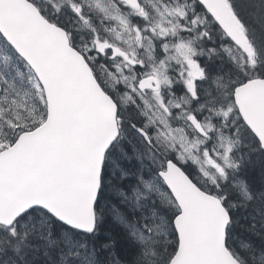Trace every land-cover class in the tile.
<instances>
[{"label": "snow or ice", "instance_id": "6c2138e0", "mask_svg": "<svg viewBox=\"0 0 264 264\" xmlns=\"http://www.w3.org/2000/svg\"><path fill=\"white\" fill-rule=\"evenodd\" d=\"M0 264H264V0H0Z\"/></svg>", "mask_w": 264, "mask_h": 264}]
</instances>
